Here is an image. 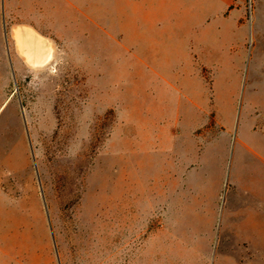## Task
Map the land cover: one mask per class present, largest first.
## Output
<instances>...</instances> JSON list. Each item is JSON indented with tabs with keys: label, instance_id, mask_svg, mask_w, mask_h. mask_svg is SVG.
<instances>
[{
	"label": "rangeland",
	"instance_id": "obj_1",
	"mask_svg": "<svg viewBox=\"0 0 264 264\" xmlns=\"http://www.w3.org/2000/svg\"><path fill=\"white\" fill-rule=\"evenodd\" d=\"M0 264H264V0H0Z\"/></svg>",
	"mask_w": 264,
	"mask_h": 264
},
{
	"label": "bare ground",
	"instance_id": "obj_2",
	"mask_svg": "<svg viewBox=\"0 0 264 264\" xmlns=\"http://www.w3.org/2000/svg\"><path fill=\"white\" fill-rule=\"evenodd\" d=\"M34 31L28 28H22V27L16 28L14 30V38L17 43V48L19 50V53L23 56L24 60L27 62L28 65L34 66V67H44L45 65L49 64V62H51V60L53 59L54 48L50 41L43 39V36L40 37V35L35 34L36 31L35 32ZM94 134L96 135L97 133H94Z\"/></svg>",
	"mask_w": 264,
	"mask_h": 264
}]
</instances>
